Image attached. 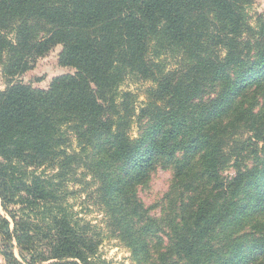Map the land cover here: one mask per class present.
<instances>
[{
	"label": "trees",
	"instance_id": "16d2710c",
	"mask_svg": "<svg viewBox=\"0 0 264 264\" xmlns=\"http://www.w3.org/2000/svg\"><path fill=\"white\" fill-rule=\"evenodd\" d=\"M252 3L0 0L5 78L58 46L59 64L75 70L47 89L0 91L7 264H112L100 256L98 227L71 201L73 183L89 197V176L135 264H264V16L250 25ZM129 77L154 84L137 139L128 134L134 109L119 103ZM158 169L173 174L153 208L160 216L139 196Z\"/></svg>",
	"mask_w": 264,
	"mask_h": 264
},
{
	"label": "rangeland",
	"instance_id": "374dc122",
	"mask_svg": "<svg viewBox=\"0 0 264 264\" xmlns=\"http://www.w3.org/2000/svg\"><path fill=\"white\" fill-rule=\"evenodd\" d=\"M246 15L250 25L256 27L258 17L262 15L264 16V0H253V3L246 8ZM61 50V46L54 48L46 57L40 58L33 63L28 72L14 78L13 80L5 78L2 74V68L0 67V91L5 90L10 84L17 83L28 84L34 88L47 89L53 78L60 75L73 74L75 72L74 69L62 67L59 64V54ZM165 60L168 68L175 67L176 60L171 58H166ZM153 86L154 84L151 81L142 80L139 77H129L120 87L121 97L119 103L126 100V103L130 105V109H134L130 128L128 130L129 136L133 139H137L139 136L140 131L138 116L140 109H142L148 101L147 90ZM128 93H130L131 96L126 98L125 94ZM68 136L70 140V152L79 153L80 147L76 135L71 131H68ZM243 137L244 139H247V133ZM78 172L81 176H79L80 180L85 181L83 177L85 170L80 169ZM231 173H233L232 170L226 172L225 175L229 176ZM86 180L89 184L87 189H90L88 191L89 197H86L82 193V191H84V185L77 186V183H73L71 185H73L72 187H74L77 195L73 194L71 201L75 206V211L79 213L80 217L97 226L99 232L102 234L103 242L100 247V256L112 264H135L132 253L127 248V245L117 236L113 235L108 229L106 223L107 219L103 213V209L96 203L94 194L90 195L92 191L97 188L96 181H94V179L90 176L86 178ZM172 181L173 174L171 170L158 169L152 175V179L148 187L139 189V196L145 205L152 209V215H161L158 206H156L155 209L153 208L163 200L164 195L167 193L172 184ZM262 220H264V217ZM5 247L6 244L0 236V252L3 251ZM14 253L18 258L19 255L17 249L14 250ZM0 264H7L6 259L1 256Z\"/></svg>",
	"mask_w": 264,
	"mask_h": 264
}]
</instances>
